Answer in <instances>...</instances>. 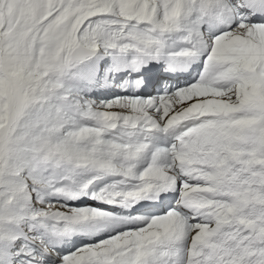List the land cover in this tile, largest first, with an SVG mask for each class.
<instances>
[{
	"label": "bare ground",
	"instance_id": "bare-ground-1",
	"mask_svg": "<svg viewBox=\"0 0 264 264\" xmlns=\"http://www.w3.org/2000/svg\"><path fill=\"white\" fill-rule=\"evenodd\" d=\"M98 1V8L77 28L83 48L75 46L67 55L68 69L62 78L65 87L52 97L58 110L68 114V121L60 112L50 115L46 107L42 111L51 116L43 118L49 136L60 140L63 128L69 122L71 126L56 148L57 163L35 166L49 182L39 188L37 200L35 194L33 197L32 212H40L39 216L27 213L29 196L24 195L21 175L24 166L2 171L0 258L9 259L7 246L20 235L16 226L23 225L19 220L25 215L29 219L25 229L31 234L33 227L43 225L49 229L46 237L50 243L85 229L108 226L115 230L99 243L48 254L36 264H264V234H260L264 192L259 191L254 200V188L262 183L258 174V186L252 184L248 178L251 170L245 168L246 162L257 169L262 166L256 149L264 139V127L258 126L264 122V28L241 25L233 32H220L214 20L228 24L235 17L223 0ZM65 35L63 31L59 36L56 49L60 50ZM166 45L187 52L172 55V60L191 59L203 65L194 83L169 98H127L101 85L100 76L96 78V66L106 64L110 54L134 66L148 63L154 54L168 56ZM87 48L99 50L95 60L69 64L86 61L80 60L90 53ZM238 66L249 79L236 71ZM240 78L256 90L239 94ZM93 82L99 89L88 96ZM96 134L102 151L111 148L114 157L108 159L105 153L101 158L85 157L88 148L81 150L71 140ZM171 136L177 138L174 146L162 148ZM126 149L129 154L124 155ZM198 184L202 190H194ZM175 187L180 193L194 190L189 207L197 218L190 222L177 209H168L128 229L127 223L143 218L130 214L123 220L110 211L164 198L166 190ZM104 205L112 207L106 210L101 208ZM259 221H263L260 226ZM34 248L39 251L38 246Z\"/></svg>",
	"mask_w": 264,
	"mask_h": 264
},
{
	"label": "rangeland",
	"instance_id": "rangeland-1",
	"mask_svg": "<svg viewBox=\"0 0 264 264\" xmlns=\"http://www.w3.org/2000/svg\"><path fill=\"white\" fill-rule=\"evenodd\" d=\"M99 5L98 0H0V181L5 167L8 169L10 166L13 168L24 166L23 170L21 169L22 182L26 187L24 195L29 196L32 205L39 198L37 196L40 189L49 184L47 175L41 173L35 166L57 163L59 155L55 154L56 148H60L61 141L66 139L64 136L67 137L71 126L69 122L63 128L62 139L58 140L49 136L50 133L47 134V126L43 118L50 119V115L60 112L59 114H62L59 116L68 121V114L63 109V112L61 109L58 110L59 106L52 97L55 92L58 94V90L60 92L65 87V83L62 84V78L68 69L65 67V62L69 51L77 42L79 43L77 36L79 24ZM166 7L167 5L165 10H168ZM97 12H100V9ZM63 31L66 33L62 45L64 47L60 46L59 50L55 48L56 42ZM235 69L244 79H249L243 75L240 66ZM243 78L237 79L238 93L244 90L255 91L256 88L250 89L252 84H243L242 81H245ZM55 87L58 89L56 90ZM49 90L52 92H50L51 97L48 95ZM234 91L230 92L232 96L235 94ZM261 96L264 101V87ZM36 102H39L38 105ZM45 107L49 108L50 115L42 114ZM262 112L264 115V104ZM258 126L264 127V122H260ZM97 136V134L89 137L85 135V138L78 136L77 139L75 137L71 140L75 146L80 144L81 147H77L81 150L88 148L85 157L101 158V153H105L108 159L114 157L116 154L113 149L102 151ZM261 140L256 152L261 158V180L260 178L259 180L263 183L264 139ZM123 154H129V150H124ZM54 155L55 157L52 158ZM250 156L252 159L253 154ZM32 194L36 195V200L33 199ZM29 209V214L31 212L32 215H40V212H32L31 206ZM4 260L0 258V264L8 263Z\"/></svg>",
	"mask_w": 264,
	"mask_h": 264
},
{
	"label": "water",
	"instance_id": "water-1",
	"mask_svg": "<svg viewBox=\"0 0 264 264\" xmlns=\"http://www.w3.org/2000/svg\"><path fill=\"white\" fill-rule=\"evenodd\" d=\"M76 46L82 47L79 43H78ZM82 48H83V47H82ZM87 50H89L90 53H89L86 57H83L80 61H82V60H83V61H84V60L88 61V60L94 58V57L98 54V50H90V49H87ZM78 61H79V60H78ZM78 61H74V60H72V61L69 62V64L73 66V65L78 64V63H76V62H78ZM86 61H84V62H82V63H79V64H83V63H85ZM74 63H76V64H74Z\"/></svg>",
	"mask_w": 264,
	"mask_h": 264
}]
</instances>
